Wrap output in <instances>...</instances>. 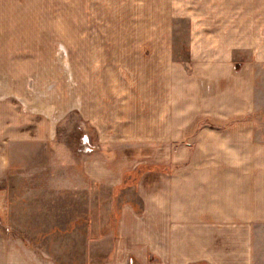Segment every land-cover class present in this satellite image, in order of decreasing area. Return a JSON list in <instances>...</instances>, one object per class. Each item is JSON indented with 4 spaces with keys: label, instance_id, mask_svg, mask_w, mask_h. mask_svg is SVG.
<instances>
[{
    "label": "crops",
    "instance_id": "obj_1",
    "mask_svg": "<svg viewBox=\"0 0 264 264\" xmlns=\"http://www.w3.org/2000/svg\"><path fill=\"white\" fill-rule=\"evenodd\" d=\"M3 9L10 15L11 2ZM28 11L26 37L47 27ZM78 11L72 8L71 29L88 36L67 45L72 61L85 65L80 110L100 146L81 156L80 172L105 189L134 194L122 205L120 241L106 264H129V256L138 264H255L254 242L264 231V141L246 118L256 116L261 99L255 79L264 68V0H89L84 24L76 22ZM39 41L38 49L49 45ZM178 104L185 117L178 118ZM195 112L199 118L187 117ZM229 119L236 121L235 140L196 131ZM195 141L235 143L236 167L172 165L177 145ZM137 143L149 147L129 152L127 145ZM28 153L26 162L32 145ZM138 172L139 183L125 182ZM228 174L250 175L252 187L239 188L243 177L229 186ZM0 264L52 263L0 232Z\"/></svg>",
    "mask_w": 264,
    "mask_h": 264
},
{
    "label": "rangeland",
    "instance_id": "obj_2",
    "mask_svg": "<svg viewBox=\"0 0 264 264\" xmlns=\"http://www.w3.org/2000/svg\"><path fill=\"white\" fill-rule=\"evenodd\" d=\"M9 2L10 15L8 9H3V6L8 8ZM63 4L65 11L61 9ZM41 7L48 13H39ZM73 7L77 10L79 7L76 22H87L83 20L89 0H4L1 3L0 232L6 239L21 243L37 259H47L52 264H106L113 258L112 252L120 241L118 220L124 210L122 205L134 199V194L126 188L105 189L80 172L81 156L98 152L100 146L93 141L94 130L87 125L80 110L88 82L80 78L85 65L72 61V47L67 45L72 40L79 44L78 41L88 36L86 31L71 29ZM32 8L34 13L29 17L43 20L47 27L43 31L28 32L32 34L26 37L22 27L28 18L24 14ZM56 23L63 29L54 30ZM41 39L49 45L38 49L34 45ZM35 54L40 55L37 61ZM108 82L114 85L113 80ZM255 87L261 94L258 111L256 116L246 119L256 124L252 127L254 133L264 141V68L257 73ZM179 106L178 118L185 117V109ZM195 113L187 117L199 118L200 114ZM229 123L219 128L203 124L196 131L235 140L233 124L236 121ZM13 125L15 130H10L14 129ZM13 135L16 142L9 143ZM45 136L50 138V143L39 144L38 140ZM188 144L177 145L180 153L172 165L183 168L237 165L235 143L223 142L217 148L212 142L195 141L186 148ZM31 145L33 157L26 162L24 158L30 154ZM127 147L129 152H134L149 146L137 143ZM219 154L223 158L216 159L215 155ZM244 160L248 162L247 158ZM260 161L263 163L264 159ZM258 162L259 159L254 161ZM140 174L128 175L125 182L139 183ZM249 176L228 174L224 177L234 178L229 186L236 185L237 178L243 177L246 183L237 186L248 189L252 187L247 183ZM254 243V262L264 264L263 230ZM128 263L138 264L131 256Z\"/></svg>",
    "mask_w": 264,
    "mask_h": 264
},
{
    "label": "built area",
    "instance_id": "obj_3",
    "mask_svg": "<svg viewBox=\"0 0 264 264\" xmlns=\"http://www.w3.org/2000/svg\"><path fill=\"white\" fill-rule=\"evenodd\" d=\"M86 148H89V146H86Z\"/></svg>",
    "mask_w": 264,
    "mask_h": 264
}]
</instances>
